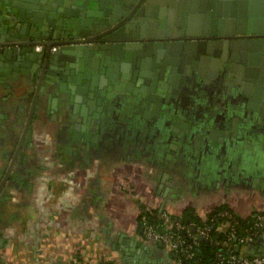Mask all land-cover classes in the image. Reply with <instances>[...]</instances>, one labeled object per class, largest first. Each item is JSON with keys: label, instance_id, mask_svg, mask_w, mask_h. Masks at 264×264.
Segmentation results:
<instances>
[{"label": "crops", "instance_id": "obj_1", "mask_svg": "<svg viewBox=\"0 0 264 264\" xmlns=\"http://www.w3.org/2000/svg\"><path fill=\"white\" fill-rule=\"evenodd\" d=\"M62 62L51 68L45 62L38 74L45 94L35 105L40 103L43 110L49 108L50 91L57 108H80L79 100H71L73 93L46 83L53 80L47 73L58 74ZM35 84L36 77L24 81L22 76L0 83V178L24 126ZM219 96L224 98V90ZM130 97L129 92L117 96L112 105L116 118L109 128L102 127L98 140H90L86 125L67 127L64 121L56 131L57 125L33 124L10 169L13 178L8 176L0 187V264H33L34 255L37 264H68L77 254L87 264H174L171 253L144 238L139 215L145 207L160 210L167 204L197 216L219 205L247 215L264 211L262 125L240 117L230 130L221 123L213 126L222 108H175L171 113L180 125L174 129L168 118L144 117L143 108ZM196 137L200 145L194 155ZM170 143L176 162H171L172 180L164 173ZM15 221V231L4 233ZM252 242L240 250L260 252L264 233Z\"/></svg>", "mask_w": 264, "mask_h": 264}, {"label": "water", "instance_id": "obj_2", "mask_svg": "<svg viewBox=\"0 0 264 264\" xmlns=\"http://www.w3.org/2000/svg\"><path fill=\"white\" fill-rule=\"evenodd\" d=\"M259 4L262 5V11L259 10ZM259 13L264 14V0H0V83L4 84L8 79L19 76L24 81L36 77L29 105L31 114L36 101L45 94L42 78L38 76L44 69L43 64L47 62V66L51 68L52 64L63 59L58 74H51L48 70L47 75L53 80L46 83L53 89L73 93L71 100L78 101L79 98L75 95L81 85L88 83L90 90L92 89L90 80L93 76L90 72H94L97 67L95 56L102 59L105 64L101 65L102 73L109 76L112 70L110 60H119L120 71H123L127 55L124 48H119V42L82 44L79 36L93 35L94 38L104 39L103 35L110 33L115 39H120L124 37L118 33L124 28L148 33L152 30L160 31L157 37H179L177 40L160 41L158 56L161 53L168 57L190 54L198 57L197 59L202 56L210 59V56H220L219 53H212L211 47L223 48L224 71L240 75L242 71H235L234 63L242 65L244 59L241 55L244 51L246 54L248 49L264 46L260 44L255 48L250 43L242 45L238 39H234V35L260 32L255 28L261 21ZM195 24L205 30L191 33ZM228 26L233 28L228 30ZM209 33L217 37H207ZM94 38L91 36L86 41L92 42ZM48 41L61 45L50 50ZM39 42H43L46 48L35 51L32 45ZM151 52L154 55L156 50ZM164 64L163 72L167 73L165 78L170 82L168 76L172 68L179 72L178 63L166 61ZM146 74L144 71L136 76ZM125 76L124 73L121 74L122 78ZM163 77L164 75L159 76L160 79ZM126 87L135 90L130 85ZM88 93L85 91L86 95ZM104 97L106 96L100 94L97 101L101 102ZM46 98L53 103L51 108H54L52 91L47 92ZM36 106L39 108L40 103ZM11 165L12 161L8 169ZM155 243L157 248L162 246L161 242ZM260 252H264V248Z\"/></svg>", "mask_w": 264, "mask_h": 264}, {"label": "flooded vegetation", "instance_id": "obj_3", "mask_svg": "<svg viewBox=\"0 0 264 264\" xmlns=\"http://www.w3.org/2000/svg\"><path fill=\"white\" fill-rule=\"evenodd\" d=\"M261 6L262 5H260L259 10H261ZM260 15L261 21L257 23L255 27L261 30L260 32L234 35L236 36L234 39H238L242 45L243 43H250L254 45L255 48L260 44L264 46V14L261 13ZM232 28V26H228L226 29L231 30ZM124 29L118 33L120 36L124 37L120 39H115L110 33L103 35L104 39L94 38L93 35L79 36L78 39H80L82 44L119 42V48H124L127 54L126 60L123 62L124 70L122 69L123 71H120L121 66L119 60H110V62H112V70L110 75L106 76L102 73L101 68V65L104 66L105 64L102 63L101 58L95 56L97 58V67L94 69V72L93 70L90 72V75L93 76L90 80L92 89L90 90L88 83H86L79 87L81 91L79 90L75 95L79 98L80 108L69 109L64 105H61L60 108L54 105V108H51L53 103L50 100L49 108H45V110L34 105L32 113L30 114V108H27L26 120L16 142V147L8 161L4 174H2L0 178L1 186L5 183L7 184L8 176L10 180L11 177L13 178V174H10L11 168L8 169L9 163L12 161L13 165L15 156L21 151L23 143L27 141V134L28 132H32V126L35 122H37L38 125H43L42 123H48L49 126L57 125L58 130L56 131H61L64 121H66L67 127H70V123L71 127L74 125V127L76 126L79 129H83L82 127L86 125L88 131L91 130L90 140L95 138L98 140L99 137L102 136V127L109 128L107 124L111 123L110 121L112 118H116V114L113 112H115L117 108H113L112 105L117 103V96L124 92L130 93V101L133 105L136 103L138 108H143L142 115L144 117L152 119L168 118L174 129H177L178 125H180L178 121L179 117L171 113L174 112L175 108H186V110L188 108H222V110L216 112L213 117V126H218V124L221 123L228 129L234 130L239 118L242 117L244 121L246 119L257 121L258 124L262 125L264 128V47L253 50L248 49L246 54L244 51L241 55V58L244 59V63L242 65L234 63L235 71L240 70L242 72L240 75H234L226 73L222 67V58L225 57L223 48L211 47L212 53H219L220 56L217 58L210 56V59L205 56L197 59L198 57H194L190 54H183L180 57H168L161 53L158 56V50L159 48L161 49L160 41L168 39L177 40L179 37H157L160 31L152 30L148 33L147 31L137 32L133 28ZM203 30H205L203 27H199L195 24L194 29H191L190 32L199 33ZM166 33H168V31H166ZM91 36L94 40L92 42L86 41L88 38H91ZM199 37L204 38L203 36ZM207 37H217V35L212 36L209 33ZM42 44L46 48L43 42ZM48 45L50 46V50H54L61 44L48 41ZM155 46L157 48H155ZM41 49L42 45L39 50ZM152 50H156L154 55L151 54ZM166 61L178 63L177 69L179 72H177V70L175 72L172 68V72L168 76L170 82L165 78L167 73L163 72L164 63ZM144 71L147 72L145 76H136L137 73L140 74V72ZM122 73L126 75L124 78L121 77ZM160 75H164V77L160 79ZM154 83L156 84L154 85ZM127 85H130L135 90L128 89L126 87ZM221 90H224V98L219 96ZM85 91L89 92L91 96H88L89 93L86 95ZM100 94L106 96L101 102L97 101ZM238 108H240L241 111L234 113ZM70 110L72 112H70ZM76 114H78L77 119L71 122L72 117H75ZM28 116L29 121H27ZM53 121L55 124L52 123ZM26 124L28 125L26 131L23 133ZM211 133L212 130L210 131V134ZM47 134L48 133L45 132L44 136H47ZM86 138L87 137L83 139ZM31 139L30 142L32 141ZM199 145L198 137H196L193 141L195 149L192 151V154L195 155ZM173 147L174 144L170 143L167 148V154L165 155L168 163L165 165L167 170H165L164 173L168 175L169 180H172V173H169L171 162L172 164L173 162L176 163L170 153ZM180 147L182 148V145ZM227 166L229 167L227 168ZM223 167L224 169H229L232 167V163Z\"/></svg>", "mask_w": 264, "mask_h": 264}, {"label": "built area", "instance_id": "obj_4", "mask_svg": "<svg viewBox=\"0 0 264 264\" xmlns=\"http://www.w3.org/2000/svg\"><path fill=\"white\" fill-rule=\"evenodd\" d=\"M41 45L34 47L39 50ZM212 209L199 219H182L165 209L145 207L140 217L142 234L147 240L168 245L176 264H264V252L240 250L264 233V211L253 210L243 223L234 209ZM202 241L207 242L209 251L197 250ZM68 264L87 262L77 254Z\"/></svg>", "mask_w": 264, "mask_h": 264}, {"label": "rangeland", "instance_id": "obj_5", "mask_svg": "<svg viewBox=\"0 0 264 264\" xmlns=\"http://www.w3.org/2000/svg\"><path fill=\"white\" fill-rule=\"evenodd\" d=\"M43 151L44 152H46V149H43ZM40 178H41V176L38 174L37 176H36V179H39L40 180ZM36 191L33 193L34 194V201H35V197H36ZM165 210L166 211H168L169 213H171L172 215H174V216H177V217H179V218H181V217H183V213H184V208H181V210H173V209H170L168 206H167V204H166V208H165ZM235 210V209H234ZM257 210H260V209H257ZM236 211V210H235ZM43 211H40V214H39V216L37 217L38 218V220H39V218H40V216H41V213H42ZM237 212V211H236ZM239 214H240V216H242V217H245V216H247V214H243V213H240V212H238ZM37 220V221H38ZM31 222H36V221H31ZM30 222V223H31ZM16 221L14 222V223H12L8 228H9V231H5L4 233H7V234H9V232L11 231V229L13 230V231H15V228H16ZM149 242H153V241H151V240H149ZM162 248H163V250L164 251H166V252H168V253H170V247L168 246V245H162ZM39 257L37 256V255H34V260H35V263H33V264H37V259H38ZM173 261H174V264H176V261L173 259Z\"/></svg>", "mask_w": 264, "mask_h": 264}, {"label": "trees", "instance_id": "obj_6", "mask_svg": "<svg viewBox=\"0 0 264 264\" xmlns=\"http://www.w3.org/2000/svg\"><path fill=\"white\" fill-rule=\"evenodd\" d=\"M220 208H227V207H226L225 205H219V206H217V207H214L213 209L216 210V209H220ZM213 209H212V210H213ZM212 210H210V211H212ZM210 211H209V212H210ZM146 213H147V212H146ZM141 214H142V211L140 212L139 218L142 216ZM183 215L186 216L185 219H190V218L199 219V216L195 215L194 213L192 214L191 211H190L189 209H185ZM183 218H184V217H183ZM248 218H249V217H242V221H243V223H246L247 220H248ZM206 243H207L206 241H202L201 246H200L197 250H198V251H199V250H200V251H204V249H205V250L209 251L210 248H209L208 244H206ZM205 259H206V258H205Z\"/></svg>", "mask_w": 264, "mask_h": 264}]
</instances>
